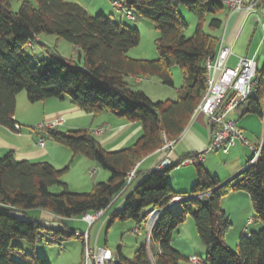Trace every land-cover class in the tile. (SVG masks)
<instances>
[{"label": "trees", "instance_id": "obj_1", "mask_svg": "<svg viewBox=\"0 0 264 264\" xmlns=\"http://www.w3.org/2000/svg\"><path fill=\"white\" fill-rule=\"evenodd\" d=\"M20 1L19 10L13 12L10 0H0V127L20 132L15 120L17 96L26 91L32 104L68 98L94 117L108 112L139 122L143 134L133 146L108 152L88 130L46 129L49 138L70 149L73 156L82 155L110 173V179L98 183L91 193L71 192L63 181L68 168L59 170L49 162L18 161L13 152L2 156L0 264H50L26 253L18 242L62 245L79 239L75 231L51 229L26 217L29 212L46 211L59 220L82 218L111 211L115 199L123 193H128L124 207L111 213L110 225L134 222L147 230L150 238L133 258L126 257L120 247L115 264L189 262L172 244L174 233L189 215L206 251L202 264H264V142L258 147L261 150L256 161L250 159L244 170L226 184L202 165L195 166L197 181L191 195H179L168 182L170 173L185 159L144 175L136 173L133 183L126 185L129 173L141 161L161 151L166 140L178 141L202 102L207 90V62L220 47L219 40L205 28H221L223 22L218 15L227 10L223 0H115L122 5L121 12L154 24L159 33V58L154 61L128 56L141 39L134 26L118 24L102 13L90 16L83 7L64 0ZM180 7L198 17L190 38L185 36L188 24L179 15ZM42 35L70 43L78 60L59 55L50 60L31 59L25 47L35 44ZM174 67L180 68L183 80L176 101L154 102L129 81L155 77L164 86L174 87ZM257 72L256 96L238 108L241 117L264 119V66ZM55 187L61 192L55 193ZM234 191L250 196L254 220L261 224L258 232L239 238L236 250L226 244L232 225L221 204L222 198ZM177 197L185 199L170 206ZM154 212L160 215L149 234V217Z\"/></svg>", "mask_w": 264, "mask_h": 264}, {"label": "crops", "instance_id": "obj_2", "mask_svg": "<svg viewBox=\"0 0 264 264\" xmlns=\"http://www.w3.org/2000/svg\"><path fill=\"white\" fill-rule=\"evenodd\" d=\"M262 3L264 4V0H262ZM220 15L221 16L219 18L223 22L221 28L218 30H209L215 32V35H211L215 36L219 40V45L223 44L224 46L232 48L233 54L227 62V68H236L239 60L244 57H255L258 67L261 68L264 66V57L259 58V53L264 46V35L262 38V33L260 32L264 19L261 17L260 13L248 16L246 12L233 13L227 9ZM250 35L251 37L249 38ZM40 40L41 37L37 38L36 43L41 44ZM30 46L33 47L34 44H30ZM130 80H134L135 83H139V79ZM41 103L43 106V113L36 122L38 124V129L35 132L37 133H34V131L24 132L19 118H15L18 123L17 125L20 127L19 133L0 127V158L8 152H13L15 159L18 161L26 160L30 162H49L59 170L68 168V171H70L72 168H78L77 170L80 169L81 172V181L88 180L89 182L91 179H95L94 181H91L95 187L98 183L107 182L110 179V173L101 169L95 162L82 155L73 156L70 149L47 137V134H44L43 132V129L45 128H43L42 125L63 119L65 120V123L57 128L59 130H75L80 127H89V129H82L92 132L103 148L108 152H114L115 150L119 151L118 149L123 150L133 146L143 134V128L139 122H130L125 118L117 117L108 112H104L94 117L93 115L88 114L74 106L68 98L51 99ZM239 114L241 113L239 112ZM230 119L235 121L234 118ZM235 122L238 123L237 121ZM98 129H103V131L100 134H97L96 131ZM242 130L244 133L246 132L244 129ZM247 136L254 139V141L252 140L253 143L250 142L252 146L256 148L260 146L258 134H247ZM42 139L45 142L44 147L39 145ZM210 143L211 128L208 124V118L204 114L200 113L191 120L184 133L178 141L175 142L170 151L166 152L161 150L151 154L138 164L137 173L144 175L152 170L159 169V167H161V165L166 161L168 162V166H170L178 164L183 159L198 157L200 155H205V162L202 163V166L208 169V171H211L208 168V159L210 157H208L207 154L209 153L206 152ZM238 145L241 146L242 143H236L234 148H237ZM248 149L252 151L251 148L248 147ZM231 158L234 159V162L230 165V169L226 170L227 172L223 175L217 174V177H220L219 179L222 183H226L227 181L233 179V177L237 174H240L249 162L247 158L246 161H244L236 149L233 150ZM70 181V179L66 180L67 184H70ZM195 181H197V176L194 178L193 183ZM170 184L179 195H191L187 191L183 190L184 188H182V185L178 183L174 177L170 181ZM60 192L61 190L55 193ZM127 195L128 193H123L116 199L112 212L121 211L123 209ZM228 195H230L227 199L228 201L234 199L235 210L228 214L227 208H225V212L229 220L235 224L233 241L237 244L241 236L249 235L260 230L261 224L255 222L254 220L251 198L247 193L234 191L230 192ZM35 212H39V217L35 219L39 220L46 227L51 229H62L65 227V229L69 231L84 233L81 229H75V223L73 222L78 220L79 222L85 224V227L88 225L82 218L68 219L65 221V219H57L46 211L38 210ZM116 223L121 226L120 231L122 244L114 250L113 253L115 255L117 250L121 247L122 253L129 258L123 250V242L127 239H134V250H137L140 246L148 244L149 235L147 230H141L134 222H115L110 225L111 219L108 216L104 219L98 220L91 228L88 227L87 231H90V247L92 249L99 247V241L95 243V246H92L91 241L92 230L95 226L99 225L97 236L100 237L105 228L109 231V229ZM105 246L108 247V243H106Z\"/></svg>", "mask_w": 264, "mask_h": 264}, {"label": "rangeland", "instance_id": "obj_3", "mask_svg": "<svg viewBox=\"0 0 264 264\" xmlns=\"http://www.w3.org/2000/svg\"><path fill=\"white\" fill-rule=\"evenodd\" d=\"M12 11L17 12L20 8L21 1L20 0H10ZM66 2L77 4L86 9V11L90 14V16H96L97 14H104L112 19L114 22L118 24H126L130 26H134L140 32L141 39L138 46L132 48L128 56L132 59L136 60H149L154 61L158 60L159 55L156 50V40L159 37V33L157 32L154 24L146 19H136V21L128 20L127 14L122 13L120 10L115 8L114 1L115 0H64ZM179 15L187 22L188 28L185 31V36L190 38L193 36L196 26L198 24V17L195 13L190 11L185 7L179 8ZM221 15H218L220 17ZM213 18L212 16L210 19ZM208 34H214L215 32L210 31L208 27L205 28ZM263 38L262 28L260 29ZM218 34V32H217ZM215 35V34H214ZM251 35L249 36V38ZM41 44L35 43L33 47L30 45L25 47V53L31 59L40 61V60H50L53 55H59L66 59H74L78 60V56L74 50V47L65 40H59L55 36L42 35ZM264 57V46L259 53V58ZM234 68V67H233ZM173 78H174V87L164 86L158 78H150L143 80L142 83H135L134 80H129L133 85V88L139 91L145 92L148 97L154 101H176L178 99V91L182 85V75L179 67H174L172 70ZM43 106L42 103L32 104L28 100V95L26 91L19 93L17 96V109L15 118H19L20 124L22 125V130L24 132L34 131L37 133L38 124L36 123L39 118L42 116ZM234 116V117H233ZM238 116V117H237ZM229 118H234L237 121V126L241 129H244L246 132V137L249 142L254 141L247 136V134H258V138L260 141V145L264 142V119L249 115L247 117H241L239 112H233ZM27 122V123H23ZM89 129V127H80L75 130H83ZM62 132L72 131L68 129H60ZM44 134L46 133V129H43ZM36 135V134H35ZM47 137L49 135L47 134ZM253 140V141H252ZM240 143V142H238ZM251 144V143H250ZM242 147V148H241ZM236 149L240 157L246 161L250 160L254 157V152L248 149L247 146L243 144L238 145L237 148H233L230 155H224L222 153H209L208 157V168L211 171H208L210 174L214 176H218L217 174L223 175L226 173V170L230 169V165L234 162L233 158H231L233 150ZM120 150V149H118ZM116 151V150H115ZM111 152V151H109ZM208 153V152H207ZM205 162V161H204ZM205 164V163H204ZM79 167V166H78ZM78 168H72L70 171H67L63 176V181L67 184L66 180L70 179V184L68 183L69 189L74 193H91L94 190V185L91 181L95 179H91L90 184L87 181H81V172ZM239 175V174H237ZM236 175V176H237ZM90 176V175H89ZM197 176L196 167L189 166L184 167L180 166L176 170L172 171L168 176V182L172 180L174 177L178 183L182 185L184 191L188 193L191 192L192 186L196 183H193L194 178ZM234 176V177H236ZM233 177V178H234ZM220 178V177H219ZM90 179V178H89ZM61 188L55 187L53 188L54 192L60 191ZM228 197L230 195L224 196L222 198V207L225 210L227 208L228 214L235 210L234 199L228 201ZM228 201V202H227ZM252 204V203H251ZM231 210V211H230ZM26 217L38 218L39 215L37 212H29ZM37 214V215H35ZM68 220V219H67ZM66 221V220H65ZM75 229H81L84 232L87 231V227L82 222L75 220ZM232 227L228 234L226 235V244L232 249L236 250L237 244L233 241V235L235 231V224L230 221ZM120 224L116 223L113 227L108 230L106 228L103 230L100 237L97 236L99 225L95 226L92 230L91 241L92 246H95V243L99 241L98 248H107L114 252L118 246L122 244L121 239V231ZM71 230V229H70ZM108 232V234H107ZM258 232V231H256ZM255 232V233H256ZM55 239V238H54ZM134 239H127L123 242V250L129 258H133L136 250H134ZM19 245L24 249V251L28 254L37 256L38 258L45 259L50 262V264H87L84 258V249L82 241L80 239H73L67 242H64L62 245L59 244H49L47 242H38L35 245L28 244L26 242H18ZM108 243V247L105 244ZM173 247L181 253L186 259H190L192 257L198 258L202 263L206 262V251L205 248L199 238L195 227V221L192 216H187L185 223L182 224L173 236ZM96 248V249H98ZM190 262V261H189ZM189 262H184L183 264H192ZM91 264V263H89Z\"/></svg>", "mask_w": 264, "mask_h": 264}, {"label": "built area", "instance_id": "obj_4", "mask_svg": "<svg viewBox=\"0 0 264 264\" xmlns=\"http://www.w3.org/2000/svg\"><path fill=\"white\" fill-rule=\"evenodd\" d=\"M223 4L233 13L246 12L248 16L260 13L264 19V4L262 0H223ZM114 6L118 10L122 8V5L117 1H114ZM125 13L129 20L136 21V18L130 12ZM261 28L264 32V22ZM232 54L231 47L221 44L215 57L207 62V90L193 118L200 113L208 118V124L211 128V143L206 152H220L224 155H229L231 150L236 146V143L240 142L244 146L252 149L254 152L252 162H255L261 149L252 146L247 140L244 131L229 117L233 112L238 111V108L245 101L256 96L258 89V64L255 57H244L239 60L236 68L228 69L227 62ZM139 81L142 82L143 79H139ZM64 123L65 120L59 119L52 123L42 125V127L45 129H55ZM17 130L20 131V127H17ZM102 131L103 129H98L96 132L100 134ZM174 144V141L166 140L162 150L168 152ZM39 145L44 147L45 142L43 139ZM204 156L200 155L198 157L187 158L182 161L181 166H200L204 162ZM137 166L126 178L127 186H130L135 180ZM167 166L168 162L166 161L159 169L166 168ZM184 199V197H177L171 202L170 206H176ZM111 213L112 210L109 212L103 210L94 214H87L82 219L91 228L94 223L110 216ZM159 215L160 213L158 212L150 215L147 227L149 234ZM76 237L85 245L83 255L87 264H115L117 262L116 255L112 251L105 248L92 249L90 247V231L84 233L76 232ZM189 261L192 264H202L196 257L190 258Z\"/></svg>", "mask_w": 264, "mask_h": 264}, {"label": "water", "instance_id": "obj_5", "mask_svg": "<svg viewBox=\"0 0 264 264\" xmlns=\"http://www.w3.org/2000/svg\"><path fill=\"white\" fill-rule=\"evenodd\" d=\"M237 176H238V175H237ZM234 178H235V177H234ZM231 180H232V179H231ZM231 180H230V181H231ZM227 182H229V181H227ZM227 182H226V183H227ZM226 183H224V184H226ZM224 184H223V185H224ZM223 185H222V186H223Z\"/></svg>", "mask_w": 264, "mask_h": 264}]
</instances>
